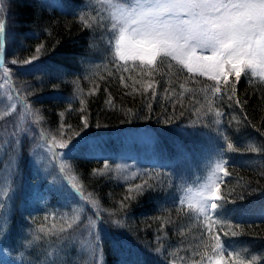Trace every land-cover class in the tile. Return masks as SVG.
<instances>
[{"label":"trees","instance_id":"obj_1","mask_svg":"<svg viewBox=\"0 0 264 264\" xmlns=\"http://www.w3.org/2000/svg\"><path fill=\"white\" fill-rule=\"evenodd\" d=\"M51 1L0 0V17L5 15L8 32L12 35L7 58L23 61L35 54L38 44L44 43L45 51L38 63L60 71L58 74H50L49 71H34L26 75L16 73V78L22 80L26 87V98L32 101L33 111L34 106H37L39 115L43 117V122L37 123L40 129H46L45 135L50 136L48 129L58 131L61 123H64L71 126L66 132L71 137L76 132H109L149 126L161 138V146L167 150L164 156L185 160L186 154L194 151L191 137L195 135L182 133L175 126L192 123L200 130L209 132L213 122L207 118L214 116L215 108L218 107L222 114L219 116L221 131L234 143L237 151H227L226 144L221 141L225 149L223 155L227 160L224 169L229 175H224L220 182V194L228 202L220 213L211 215L210 228L220 236L228 251L242 253L246 264H264V80L247 72L237 82L230 75L241 105L228 100L227 94H231V88H228L225 90L226 95L217 96L213 112L207 115H204L207 112V100L211 98L208 90L216 82L198 72L189 73L180 65L172 64L170 67L167 60L158 67L155 65L156 70L150 75V83L141 77H131L125 78L128 85L125 87L121 83L120 74L97 71L95 67L88 68L95 56L91 43H96L100 35L96 27H85L67 9L50 5ZM78 1L59 0L66 8ZM15 36L20 43L18 45L14 43ZM81 61L86 64L85 68ZM74 81L79 82L85 90L94 88L83 96V105L80 103L82 97L73 101L65 98L71 95ZM153 91L156 92L155 96L152 95ZM196 109H200V112ZM82 116L87 118L90 125L83 131ZM193 118H198L196 120L200 122ZM166 120L171 122L166 123ZM32 127L28 110L19 106L11 114L0 118V155L14 151L13 145L17 140L23 141L21 151H26L42 132H35L32 136ZM75 140L73 142L79 141ZM75 148L69 160L81 182L79 185L97 200L103 219L108 221L105 224L107 228L100 234L102 253L99 259L103 258V264H164L165 260L172 257L171 254L177 257L180 252L204 251L201 245H197L196 249L191 248L197 239V234L192 231L193 220L184 219L183 223L180 220L182 210L161 201L173 191V178L167 177L163 187L157 186L129 201L128 206L122 210L120 204L127 195L128 187L108 173L99 172L101 160L80 154L81 144ZM253 148L258 151H251ZM241 196L243 199L239 198ZM155 200L161 201L158 208ZM106 215L110 216V221L121 220L123 226L112 225ZM46 216L47 220L45 216L35 217L33 227L25 219L22 210L16 208L9 223L16 234L11 239L12 245L22 246L25 238L31 239L32 231L43 226L52 231L48 237L34 243L35 247L30 251L33 258L31 264H35L34 260L39 263L37 259L43 258L46 249L53 253L57 251L50 260L56 264H87V259L89 264H94L95 260L89 250L77 253L74 244L76 237L71 236L78 228L79 221L66 220L62 215ZM215 219L240 224L241 228L235 229L239 234L224 235L228 228L219 231L220 225L214 223ZM68 224H73L67 233L71 242H58L56 233L61 228H67ZM52 243L55 248H47ZM158 247L161 255L152 256ZM253 257L256 258L254 261ZM69 258L74 261L68 263Z\"/></svg>","mask_w":264,"mask_h":264},{"label":"snow or ice","instance_id":"obj_2","mask_svg":"<svg viewBox=\"0 0 264 264\" xmlns=\"http://www.w3.org/2000/svg\"><path fill=\"white\" fill-rule=\"evenodd\" d=\"M103 2L109 4L113 9L114 22L111 24V29L114 43L110 41V44L115 48L117 57L123 60L138 59L146 62L150 67L149 74L156 70L151 66L155 64L158 67L165 60L168 61L170 67L173 62H176L182 68H187L189 73L193 72L195 66L201 75H208L209 79L216 82L214 86L209 87L208 91L211 98L207 100V112L204 115L213 112L217 96L226 95L225 90L228 88H231V94H227L228 100H234L236 105H241V101L236 97L235 85L229 79L230 75H234L236 81L239 82L242 75L248 74L246 69H251L253 74L257 70L264 74V0H134L132 4L126 2L113 3L112 0H103ZM0 10H2V5H0ZM79 19L85 27L92 26L91 18L86 13H81ZM96 23L102 27L103 18L96 20ZM5 31L6 17L0 19V73L3 74L5 83H7L8 78L13 73L10 67L5 66ZM45 47L44 43H40L35 47V54L29 58L22 62L13 59L9 63L18 65L21 71L30 72L35 67V62L41 59ZM120 80L125 87L128 86L124 76H121ZM181 88H183V84H181ZM18 91L22 92L23 89ZM152 95L155 96L156 92L153 91ZM19 99L23 102L24 97L20 96ZM80 103L83 105L84 100L81 99ZM196 111L200 112V109H196ZM33 115L35 116L34 123H42L43 117L39 115L38 110H35ZM221 115L219 108H215V116ZM81 121L83 123L81 131L90 127L86 117L82 116ZM165 122L170 123L171 121L166 120ZM213 122L217 125L218 139L226 144V150L237 151L234 143L221 131V121L217 119ZM70 128V125L61 123V137ZM45 134H47L46 129L42 130L40 138L44 140L49 152H53L54 155L56 154L54 149L66 150L70 148L74 138L80 135L79 132H76L67 140L57 143L55 135L48 141L44 139ZM22 145L23 141L17 140L13 145V150L15 151L17 147L22 150ZM224 150L223 144L219 145L218 155L222 156ZM251 151H258V149L253 148ZM226 163L227 160L225 159L218 160L208 174V182L201 186L198 209L195 204L190 205L191 208L205 216L209 214V211L213 216H216L223 210L228 201L225 196L220 194V184L216 183V180L219 179L217 170L224 172L225 176L229 175L223 168ZM105 167H108L107 163ZM61 171L63 172L64 169ZM142 175L148 178L142 183L128 188L127 195L120 204L122 210L128 206L129 201L137 199L157 186L163 187L164 180L161 177L170 178L169 173L162 171L145 172ZM11 191L12 189L9 188L3 195L10 199L9 193ZM205 193H210V196H205ZM68 195H78L81 199H87L91 194H86L82 186L71 183V190ZM239 198L243 199L242 196ZM184 199L181 197L180 203L177 205L180 210H183ZM91 203L94 206L98 204L95 200H92ZM3 207V202H0V209ZM94 215L95 219L86 225L89 233L87 247L96 257L94 264H102L99 259L102 253L100 229L108 221L103 219L102 210L98 208ZM44 219L47 220L48 217L45 216ZM32 223L35 221L33 220ZM110 223L118 227L123 226L119 219H113ZM214 223L220 225L219 231H224L225 227L228 228V231H224V235L236 236L239 233L235 229L241 228L240 224H232L230 221L221 219H215ZM72 228L73 224H68L67 228H61L56 233L58 242L63 241L65 244L71 242V237L67 233ZM9 230L7 215L0 212V237L6 238ZM51 231L43 226L35 229L31 233V239L25 238L22 246L29 247L36 241L45 239ZM209 239L215 241L214 244L205 245V247H210V254L206 252L204 256H201L200 261H194L193 264H204L205 259H207L208 264H213V261L215 264H246L242 253L228 251L221 243L219 235H211V228H209ZM159 242L158 238L157 243ZM155 251L159 253L161 249L158 247ZM225 252L226 256L219 255ZM53 254L52 252L47 253L44 264H56L55 261L48 260V257ZM233 257L235 259H232ZM255 259L253 257V261ZM183 260L184 258H181L182 264ZM171 264H176L175 257H173Z\"/></svg>","mask_w":264,"mask_h":264},{"label":"rangeland","instance_id":"obj_3","mask_svg":"<svg viewBox=\"0 0 264 264\" xmlns=\"http://www.w3.org/2000/svg\"><path fill=\"white\" fill-rule=\"evenodd\" d=\"M113 3H134V0H112ZM51 4L57 5L59 8H64L60 5L56 0H52ZM81 13H86L90 19V23L94 25L96 32L100 33L99 37L96 39V43H91L94 48L93 58L90 61L88 68L97 69V71H106L112 72L111 74L124 76L125 78L131 77H141L148 80L150 83V75L154 74V72L150 71V67L146 62H142L140 60H123L115 55V48L110 44V41H113V31L111 29V24L113 21V9L103 2V0H80L79 3L74 4L71 14H74L76 18L79 19ZM5 15L2 16L3 19ZM103 18V26H98L96 20ZM80 20V19H79ZM8 40V35L11 37V34H7L5 32ZM16 37V36H15ZM13 42V41H12ZM102 42V43H101ZM14 43L17 45L20 44L17 40V37L14 38ZM114 43V41H113ZM10 44V41H9ZM106 46V47H105ZM207 54V53H205ZM97 56V57H96ZM13 59H9V62ZM22 62V61H21ZM82 66L85 68L86 64L84 62H80ZM195 65V62H193ZM10 64V63H9ZM7 63L6 67H10ZM38 61L35 62V67L32 72H48L50 74H58L60 71L54 68H48L47 64L37 65ZM173 65L178 66V63L173 62ZM18 67V65H14V68ZM151 67H155V64ZM11 68V67H10ZM14 68L12 69L13 75L8 78V82L5 83V77L2 73H0V116L9 113L12 109H16V97L14 92L20 97L23 96L25 99L24 107H26L30 115V119L32 122L35 118H33V108L32 101L27 99L28 96L26 93V87L23 84L22 80L16 78ZM19 68V67H18ZM187 69V68H186ZM193 72L200 73L199 69L194 66ZM246 72L253 74L251 69H246ZM253 75H257L264 80V74H262L259 70ZM85 76V74H83ZM208 76V75H206ZM235 78L234 75L231 76ZM39 77H36V79ZM11 79L14 80V87L12 85ZM37 79V80H38ZM230 79V78H229ZM65 82H70L65 81ZM75 85L73 90L70 91L71 95L67 96L72 99L71 101L81 98L87 95L94 88H88L87 90L83 89L80 86V83L74 81ZM17 91L23 89V91ZM13 91V92H12ZM15 105V107H13ZM37 106H34V110H37ZM24 109V108H23ZM40 113V112H39ZM195 115V114H194ZM198 119V118H193ZM207 119H210L209 117ZM219 120V116H212L211 121ZM197 121V120H196ZM43 122V121H42ZM190 126L194 127L195 124H190ZM215 129L217 125L213 122ZM48 129V127L46 126ZM60 127L58 131H48L53 136H56V142H62V140H67L69 136L66 134L63 137L60 135ZM179 130L182 132H192L195 128H188L186 124H182L179 126ZM42 131L37 123L33 122L32 127V136L35 132ZM90 132V133H81L79 136H76L75 143L72 142V146L66 150H53L56 152L54 155L53 152H49L47 145L44 144V140L38 138L33 144H31V148L29 149L26 158H27V167L25 171L22 173L23 183L20 187L19 177L21 176L20 172L18 174V179H16L12 184L14 170L16 165L13 159H9L5 162V165L1 167L0 170V202H3V213L7 215L8 208L12 206V198L15 196L17 188L14 189L15 186L20 188L22 192V196L32 194V197L36 196L35 194L43 191V188H39L40 184L47 188L49 191L55 192L58 200L63 202L67 206L64 210L65 216H72L75 218L76 215L85 207H91L93 204L92 200L97 201L92 195L88 196L87 199H81L80 196H69L68 192L71 190V183H76L79 185L78 176L76 174V170H74L73 166L69 164V161L66 160V154L70 152L72 147H75L77 144H86V147L91 150L93 154H98L102 156L103 162L101 168H99V172L108 173L115 180L124 183L128 188L132 187L135 184H140L143 180L148 177L143 176L142 174L145 172H160L158 169L162 165V161L160 159L152 160L145 156V152H135L131 148L132 146H141L146 144L148 146L149 142L155 141V133L151 127L148 126H134L128 127L125 129H116L111 130L109 132ZM47 136L50 140L52 136ZM198 139L200 141L198 148L196 144H193L195 154H190L188 164L180 165L173 174H170V178H173L174 184L172 185V192L169 193L166 197L162 198V203L164 202H176L180 203L181 197H184V204L182 215L180 220L184 223V219H188L190 221L193 220L194 226L192 231L194 234H197V239L191 244V248L196 249L197 245H201V248L204 250L203 252H180V254L176 257L174 254H171V258L164 261V264H171L173 257L176 258V264H182L181 258H184L183 264H193L194 261H200L201 256L207 252L210 254V247H205V245L214 244V240L209 239V228H210V218L211 212L205 216L203 213L198 212L190 207V205L195 204L197 209L199 207V193L201 191V186L208 182V174L212 170V168L216 165L218 160L225 159L224 155H218L219 145L221 140L218 139L217 133H209L205 132L201 135L198 134ZM175 137V136H173ZM109 144V145H107ZM43 145V146H41ZM18 153L17 157H20V151L17 148ZM180 160L179 162H182ZM107 163L108 167H105ZM59 166V167H58ZM119 166V167H118ZM224 168V165H223ZM61 169L65 170L62 172ZM28 170V171H27ZM29 173L30 176H34L30 183L26 173ZM135 173V175H133ZM67 175V176H66ZM223 176V172L217 170V177L219 179L216 180V183L220 184L221 178ZM69 179H68V178ZM74 178V179H73ZM167 181V177H163ZM71 181V182H70ZM81 183V182H80ZM14 185V186H13ZM215 186L214 184L212 185ZM11 188L12 191L9 193L10 199L7 196H4L3 193ZM86 193V192H85ZM89 194V193H86ZM205 196H210V193H205ZM22 198V197H21ZM30 199L24 201V205L28 203ZM161 201L155 200L156 207L158 208L161 204ZM21 203V202H20ZM29 204V203H28ZM32 205V203H30ZM60 205V204H59ZM28 208V206H26ZM95 208L100 209L99 204L95 206ZM60 212V211H59ZM61 213V212H60ZM107 219L110 221V216H107ZM190 234V233H189ZM191 235V234H190ZM211 235L216 236L217 233L213 232L211 228ZM221 241V238H220ZM222 243V241H221ZM199 253V255H196ZM154 256H160L161 253H157L154 250ZM221 256H226L225 253L219 254ZM66 259V257H64ZM70 259V258H69ZM232 259H235L233 257ZM73 262V259L68 260L69 262ZM204 264H208L207 259H205ZM213 264L215 262L213 261Z\"/></svg>","mask_w":264,"mask_h":264}]
</instances>
